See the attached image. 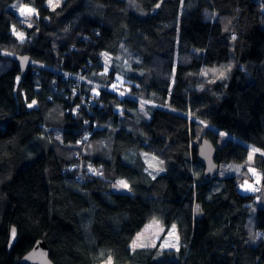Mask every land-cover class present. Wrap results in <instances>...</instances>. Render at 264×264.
Returning <instances> with one entry per match:
<instances>
[{"label":"trees","instance_id":"trees-1","mask_svg":"<svg viewBox=\"0 0 264 264\" xmlns=\"http://www.w3.org/2000/svg\"><path fill=\"white\" fill-rule=\"evenodd\" d=\"M47 1L0 0V264L39 239L55 264H264V206L249 243L255 195L238 190L246 168L210 180L198 155L209 138L220 166L248 158L219 128L262 149L264 174V0ZM155 215L164 234L177 226V255L130 247Z\"/></svg>","mask_w":264,"mask_h":264},{"label":"rangeland","instance_id":"rangeland-1","mask_svg":"<svg viewBox=\"0 0 264 264\" xmlns=\"http://www.w3.org/2000/svg\"><path fill=\"white\" fill-rule=\"evenodd\" d=\"M64 0H48L47 5L51 8H56L62 4ZM17 11H20L22 16L25 17L23 19V22L26 25H31L33 23V17L36 14V10L27 4H22L21 2L16 3ZM15 8V7H14ZM262 27L264 28V22L262 24ZM13 33H15V36L19 39L22 38L23 35H25V32L20 29H16L13 27ZM106 62L109 64H112V61L109 57H106ZM233 64H229L226 66L225 69H231ZM128 66L126 65L125 68ZM118 80L122 82L121 75L117 76ZM112 90V89H111ZM141 106L142 109L144 110L147 101L145 100L144 102L142 101L141 98ZM31 106H34V103L29 104ZM218 129L222 133V138L221 142L226 141L228 138H232L236 140L237 142H241L243 144H246L249 147V154L248 158L242 162H228V163H223L220 166L219 172H218V177L223 178L224 176L227 175H232V174H238L241 170L242 167L246 168V175L243 177L238 184V190L242 194H253L255 195V200L253 202V205L251 206V209L249 211V216L247 220V228L249 232V243H254V233H255V223H256V213L258 210V207L264 206V191L262 192H257L256 191V186L257 185H262L263 182V171L260 170L258 167H256L254 163L255 159V154L257 152H262V149H260L257 146H254L252 144H249L245 142L242 138L237 137L234 134H231L227 131H222L219 128ZM145 160L147 161L148 164V170L151 172H159L162 168V161L158 160L157 157L155 156H150V155H145ZM121 182L127 185V187H124ZM114 189L117 191H131L130 186L128 182H126L123 179L118 180L114 184ZM264 189V188H263ZM165 232V225L162 222L161 218L158 216H153L146 224L145 226L136 234L135 238L133 239L130 247L132 248L133 251L142 249V248H153L158 246L159 247V255L163 256H175L177 255L179 249H180V240L178 236V230L177 226L173 225L170 230L167 231L166 234ZM98 264H112V258H109L101 263Z\"/></svg>","mask_w":264,"mask_h":264},{"label":"water","instance_id":"water-1","mask_svg":"<svg viewBox=\"0 0 264 264\" xmlns=\"http://www.w3.org/2000/svg\"><path fill=\"white\" fill-rule=\"evenodd\" d=\"M31 61L29 55H21L18 58V63L23 75L27 74L28 67ZM217 146L209 139H203L199 146V158L204 162L206 167V176L208 179H213L218 175L220 164L216 161ZM13 230L15 234L13 235ZM16 242V228L12 227L10 247ZM18 264H55L51 257V248L45 239H39L34 247L26 253L19 261Z\"/></svg>","mask_w":264,"mask_h":264},{"label":"built area","instance_id":"built-area-1","mask_svg":"<svg viewBox=\"0 0 264 264\" xmlns=\"http://www.w3.org/2000/svg\"><path fill=\"white\" fill-rule=\"evenodd\" d=\"M88 174L91 176L99 175V170L97 169L96 165L92 164L88 167Z\"/></svg>","mask_w":264,"mask_h":264},{"label":"bare ground","instance_id":"bare-ground-1","mask_svg":"<svg viewBox=\"0 0 264 264\" xmlns=\"http://www.w3.org/2000/svg\"><path fill=\"white\" fill-rule=\"evenodd\" d=\"M109 88L114 90L116 88H119L118 79L116 78L110 85Z\"/></svg>","mask_w":264,"mask_h":264},{"label":"snow or ice","instance_id":"snow-or-ice-1","mask_svg":"<svg viewBox=\"0 0 264 264\" xmlns=\"http://www.w3.org/2000/svg\"><path fill=\"white\" fill-rule=\"evenodd\" d=\"M31 106V105H30ZM121 184L124 186V187H127L126 184H124L123 182H121ZM15 234V231L13 230V235Z\"/></svg>","mask_w":264,"mask_h":264},{"label":"crops","instance_id":"crops-1","mask_svg":"<svg viewBox=\"0 0 264 264\" xmlns=\"http://www.w3.org/2000/svg\"><path fill=\"white\" fill-rule=\"evenodd\" d=\"M25 39H26V34L22 36L21 40H25Z\"/></svg>","mask_w":264,"mask_h":264}]
</instances>
